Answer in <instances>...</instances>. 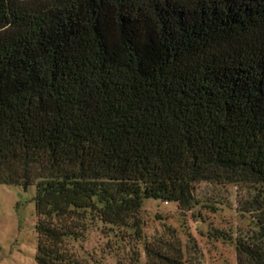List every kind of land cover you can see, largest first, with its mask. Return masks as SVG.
Listing matches in <instances>:
<instances>
[{
    "label": "trees",
    "instance_id": "obj_1",
    "mask_svg": "<svg viewBox=\"0 0 264 264\" xmlns=\"http://www.w3.org/2000/svg\"><path fill=\"white\" fill-rule=\"evenodd\" d=\"M197 181L249 189L243 227H192L264 264V0H0V182L34 187L36 264H187L142 203L191 219Z\"/></svg>",
    "mask_w": 264,
    "mask_h": 264
},
{
    "label": "rangeland",
    "instance_id": "obj_2",
    "mask_svg": "<svg viewBox=\"0 0 264 264\" xmlns=\"http://www.w3.org/2000/svg\"><path fill=\"white\" fill-rule=\"evenodd\" d=\"M248 191V188L235 184L197 181L193 184L197 204L191 219L176 214L172 202L165 204L156 199H144L146 232L151 235V227L159 225L157 235L166 237L168 232L160 224L175 226L187 264H234L233 246L206 240L205 235H197L192 226L198 229L206 224L222 229L231 225L243 227L246 221L235 215L234 206L236 199L245 196ZM33 195V185L24 188L20 184L0 182V264H36ZM150 235L149 239L152 238Z\"/></svg>",
    "mask_w": 264,
    "mask_h": 264
}]
</instances>
